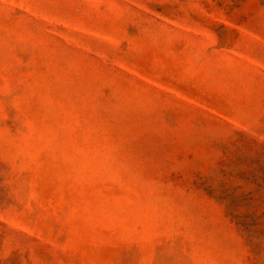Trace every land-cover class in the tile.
<instances>
[{"label":"rangeland","instance_id":"1","mask_svg":"<svg viewBox=\"0 0 264 264\" xmlns=\"http://www.w3.org/2000/svg\"><path fill=\"white\" fill-rule=\"evenodd\" d=\"M0 264H264V0H0Z\"/></svg>","mask_w":264,"mask_h":264}]
</instances>
